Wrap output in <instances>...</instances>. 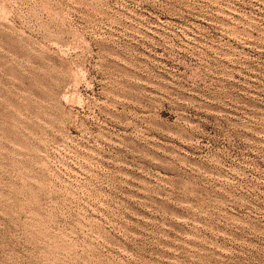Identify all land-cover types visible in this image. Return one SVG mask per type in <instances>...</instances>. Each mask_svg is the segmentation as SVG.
<instances>
[{"label": "rangeland", "instance_id": "374dc122", "mask_svg": "<svg viewBox=\"0 0 264 264\" xmlns=\"http://www.w3.org/2000/svg\"><path fill=\"white\" fill-rule=\"evenodd\" d=\"M0 264H264V0H0Z\"/></svg>", "mask_w": 264, "mask_h": 264}]
</instances>
